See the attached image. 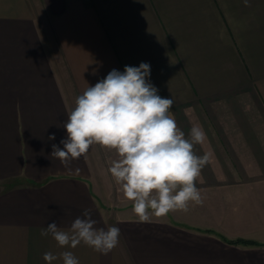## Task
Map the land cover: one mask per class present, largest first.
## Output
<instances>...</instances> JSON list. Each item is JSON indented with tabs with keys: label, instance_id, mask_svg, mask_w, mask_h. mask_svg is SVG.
<instances>
[{
	"label": "crops",
	"instance_id": "crops-1",
	"mask_svg": "<svg viewBox=\"0 0 264 264\" xmlns=\"http://www.w3.org/2000/svg\"><path fill=\"white\" fill-rule=\"evenodd\" d=\"M142 62L185 136L203 129L194 151L208 157L202 204L151 222L101 200L88 153L71 171L51 156L77 96ZM85 209L96 228L119 227L109 254L41 236ZM238 238L260 244L227 241ZM49 251L79 264H264V0H0V264H47Z\"/></svg>",
	"mask_w": 264,
	"mask_h": 264
},
{
	"label": "clouds",
	"instance_id": "clouds-1",
	"mask_svg": "<svg viewBox=\"0 0 264 264\" xmlns=\"http://www.w3.org/2000/svg\"><path fill=\"white\" fill-rule=\"evenodd\" d=\"M248 5V0H244ZM150 64L125 66L120 72L112 69L94 86H88L75 99L74 108L63 124L67 138L61 149L52 145L51 156L69 171L73 160L85 156L90 146L114 150L118 159L108 169L123 196L133 203L132 212L139 222L153 217L189 210L190 204H202L196 181L207 163V155L199 156L194 147L205 140L201 127L193 126L187 137L178 127L173 113L172 98H162L149 82ZM49 140H55L50 135ZM90 209L77 217L67 229L55 221L41 229V236H51L61 248H76L83 243L94 252L107 255L120 242L117 226L96 228ZM52 264H79L71 251L58 255L43 254Z\"/></svg>",
	"mask_w": 264,
	"mask_h": 264
},
{
	"label": "rangeland",
	"instance_id": "rangeland-1",
	"mask_svg": "<svg viewBox=\"0 0 264 264\" xmlns=\"http://www.w3.org/2000/svg\"><path fill=\"white\" fill-rule=\"evenodd\" d=\"M88 155L94 172V187L101 194V200L107 206L111 204L113 209L124 202H131L123 196L121 187L115 183L108 171L112 162L119 158L117 153L114 150L101 148L99 145H92ZM100 203L102 204V201Z\"/></svg>",
	"mask_w": 264,
	"mask_h": 264
},
{
	"label": "trees",
	"instance_id": "trees-1",
	"mask_svg": "<svg viewBox=\"0 0 264 264\" xmlns=\"http://www.w3.org/2000/svg\"><path fill=\"white\" fill-rule=\"evenodd\" d=\"M230 243H242V244H260L256 241H252V240H248V239H242V238H238V239H234V240H227Z\"/></svg>",
	"mask_w": 264,
	"mask_h": 264
}]
</instances>
